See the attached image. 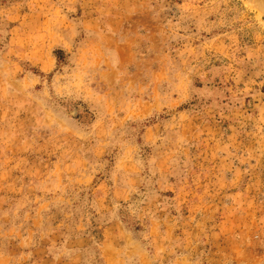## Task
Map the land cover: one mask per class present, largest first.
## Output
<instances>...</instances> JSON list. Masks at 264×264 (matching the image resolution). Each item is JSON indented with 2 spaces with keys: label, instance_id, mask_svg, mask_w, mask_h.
Instances as JSON below:
<instances>
[{
  "label": "rangeland",
  "instance_id": "374dc122",
  "mask_svg": "<svg viewBox=\"0 0 264 264\" xmlns=\"http://www.w3.org/2000/svg\"><path fill=\"white\" fill-rule=\"evenodd\" d=\"M0 264H264V0H0Z\"/></svg>",
  "mask_w": 264,
  "mask_h": 264
}]
</instances>
